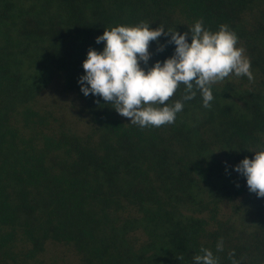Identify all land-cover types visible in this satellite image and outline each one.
I'll list each match as a JSON object with an SVG mask.
<instances>
[{"label": "trees", "instance_id": "obj_1", "mask_svg": "<svg viewBox=\"0 0 264 264\" xmlns=\"http://www.w3.org/2000/svg\"><path fill=\"white\" fill-rule=\"evenodd\" d=\"M264 0H0V264H264Z\"/></svg>", "mask_w": 264, "mask_h": 264}, {"label": "rangeland", "instance_id": "obj_2", "mask_svg": "<svg viewBox=\"0 0 264 264\" xmlns=\"http://www.w3.org/2000/svg\"><path fill=\"white\" fill-rule=\"evenodd\" d=\"M262 178H264V177H262ZM263 182H264V179H263Z\"/></svg>", "mask_w": 264, "mask_h": 264}]
</instances>
